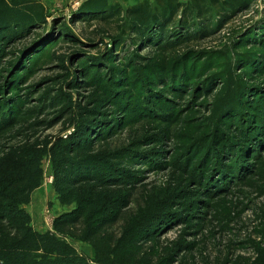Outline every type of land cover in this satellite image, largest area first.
<instances>
[{"label": "rangeland", "instance_id": "1", "mask_svg": "<svg viewBox=\"0 0 264 264\" xmlns=\"http://www.w3.org/2000/svg\"><path fill=\"white\" fill-rule=\"evenodd\" d=\"M42 1L52 15L50 20L60 18L59 27L66 25L73 35L37 54L31 64L24 62L19 71L13 72L12 57L6 70L0 71L1 97L12 102L10 108L19 109L20 114V125H11L0 140V158L21 146H50L58 137L73 133L80 106L87 107L93 93L69 85L81 80L79 70L87 66L88 53L110 47L108 36L117 35L115 26L72 21L85 0ZM143 1L110 0L124 9ZM226 25L212 38L194 44L191 50L197 58L193 63L175 68L184 59L174 54L165 61L172 64L164 66L158 60L160 54L127 42V48L115 58L122 60L118 67L125 68L134 80L128 88L139 101L137 111H128L122 101L117 104L122 110L107 109L108 117L123 120L115 131V143L120 140L128 147V155L136 159L129 169L139 176L124 219L133 216L136 228L146 230L148 238L142 240L140 251L158 262L264 264V75L254 77L256 70L244 67L252 55L254 38L264 42V35H258L259 27L264 26V0H255L248 11ZM101 38L98 48L87 44V40ZM30 43L25 40L15 52ZM262 50L256 54L262 56ZM134 52L146 59L137 58ZM164 67L169 74L161 73ZM150 68L152 75L145 73ZM173 71L183 74L184 82L152 89L150 79L160 84L159 79L171 77ZM70 92L80 105L71 112L56 103L57 95ZM101 92L98 89L96 96L102 97ZM42 168L40 194L32 193L24 209L34 215L36 231L54 232L55 220L75 204L65 205L58 199L48 155ZM124 219L111 231L120 234ZM56 235L87 264H97L92 243ZM118 262L126 263L124 259Z\"/></svg>", "mask_w": 264, "mask_h": 264}, {"label": "trees", "instance_id": "2", "mask_svg": "<svg viewBox=\"0 0 264 264\" xmlns=\"http://www.w3.org/2000/svg\"><path fill=\"white\" fill-rule=\"evenodd\" d=\"M254 1L144 0L126 9L110 0L84 1L79 16L72 21L115 26L117 35L108 36L110 47L100 53H88L87 66L79 70L81 80L69 85L70 89L93 93L87 107L77 105L72 91L56 97V103L64 104L70 112L80 106V120L73 133L67 138L58 137L50 146L46 144L40 149L36 144L21 146L12 155L3 154L0 158V264H87L57 233L92 243L97 264H121L118 260L122 259L124 264H170L142 253V240L148 238V233L136 228L137 219L133 216L124 219L139 176L136 170L129 169L136 159L128 155V147L120 140L115 143V131L123 120L108 117L107 109H120L117 104L122 101L128 111H137L139 101L128 88L134 80L125 68L118 67L122 60L115 58L127 48V43H133L160 54L158 60L164 63L171 55H181L183 63L175 68L185 62L193 63L197 58L191 50L194 44L222 32L232 19L248 11ZM51 17L42 0H0V71L6 70L10 57L15 61L13 72L19 71L24 62L31 64L37 54H44L59 39L67 40L73 35L66 25L59 27L60 18L50 20ZM48 28L54 33H49ZM258 31L263 36L264 26ZM29 39L32 43L21 47L17 54V45ZM102 42L103 38L98 42L87 40L94 49ZM250 46L252 55L245 60L244 67L256 70L254 77L264 75V51L262 56L256 54L264 48V42L255 37ZM134 55L146 59L135 52ZM151 71L150 68L145 73L152 75ZM161 73L169 74L165 67ZM183 76L173 71L171 77L159 79L160 84L155 79L149 82L156 91L155 87L164 83L184 82ZM98 89L103 92L102 97L96 96ZM2 94L0 88V140L7 128L20 125L19 109L10 108L13 103L4 100ZM125 94L132 96L128 98ZM46 155L54 172L58 199L65 205L75 204V208L55 220L54 232L41 233L33 228L32 215L24 206L43 185L42 164ZM123 219L126 222L123 230L115 234L112 228Z\"/></svg>", "mask_w": 264, "mask_h": 264}, {"label": "crops", "instance_id": "3", "mask_svg": "<svg viewBox=\"0 0 264 264\" xmlns=\"http://www.w3.org/2000/svg\"><path fill=\"white\" fill-rule=\"evenodd\" d=\"M41 189H42V186H41L40 188H37V189L33 192V195L36 194V193L40 194ZM42 194H43V191H42ZM30 213H31V215H32V212H30ZM34 213H35V212H34ZM32 216H33V223H34L35 217H34V215H32Z\"/></svg>", "mask_w": 264, "mask_h": 264}]
</instances>
